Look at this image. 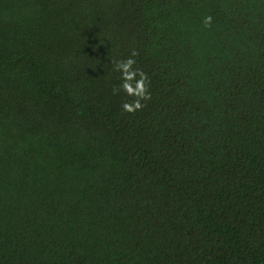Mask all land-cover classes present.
Masks as SVG:
<instances>
[{
  "label": "trees",
  "instance_id": "obj_1",
  "mask_svg": "<svg viewBox=\"0 0 264 264\" xmlns=\"http://www.w3.org/2000/svg\"><path fill=\"white\" fill-rule=\"evenodd\" d=\"M0 264H264V0H0Z\"/></svg>",
  "mask_w": 264,
  "mask_h": 264
},
{
  "label": "clouds",
  "instance_id": "obj_2",
  "mask_svg": "<svg viewBox=\"0 0 264 264\" xmlns=\"http://www.w3.org/2000/svg\"><path fill=\"white\" fill-rule=\"evenodd\" d=\"M212 17L205 18V25H210ZM138 53L133 50L131 55L126 59L117 60L115 62L114 71L120 73V85L113 88V93L117 94L121 90L128 96L133 97L131 101H125L122 104V111L135 113L145 107V103L151 99L150 78L147 73L141 69L134 67L136 60L134 59Z\"/></svg>",
  "mask_w": 264,
  "mask_h": 264
}]
</instances>
